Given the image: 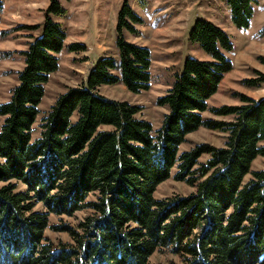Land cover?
<instances>
[{"label":"trees","instance_id":"trees-1","mask_svg":"<svg viewBox=\"0 0 264 264\" xmlns=\"http://www.w3.org/2000/svg\"><path fill=\"white\" fill-rule=\"evenodd\" d=\"M253 1L227 0L237 27H249ZM65 14L60 0H50L40 34L22 52L18 84L0 102V264H150L162 247L186 264H255L257 257L264 264V169L252 171L254 160L264 156V97L243 95L242 105L220 108L208 103L234 67L227 32L210 20L195 22L188 39L210 57H186L158 98L168 112L154 129L137 116L140 106L96 90L118 82L134 93L150 87L151 50L123 36L124 27L136 31L128 17L140 21L123 4L117 21L120 65L101 59L85 86L58 97L33 139L45 85L60 68L68 37L57 20ZM68 48L78 50V44ZM118 69L120 77L113 73ZM210 110L233 119H205ZM202 126L228 132L225 146L180 152L187 135ZM204 154L210 157L201 162ZM176 164L175 178L196 191L156 199L158 185ZM12 180L25 182L27 190ZM92 192L98 198L85 202ZM38 202L58 214L93 211L79 231L68 228L76 245H40L48 221L46 213L33 211Z\"/></svg>","mask_w":264,"mask_h":264},{"label":"rangeland","instance_id":"rangeland-1","mask_svg":"<svg viewBox=\"0 0 264 264\" xmlns=\"http://www.w3.org/2000/svg\"><path fill=\"white\" fill-rule=\"evenodd\" d=\"M0 11V102H7L13 88L18 84V73L24 68V55L29 43L38 36L45 20V11L50 0H1ZM66 10L65 16L57 18L67 29L68 37L60 54V68L51 75L45 85V95L40 104V114L34 124L33 139L41 134L43 117L55 104L58 97L69 88L85 86L91 71L104 58L115 59L120 65V50L117 30L118 13L127 3L140 21H128L136 31L124 27L126 40L147 46L152 54L150 87L134 93L121 82L103 84L97 91L110 99L128 101L140 106L138 117L148 120L154 129L160 128L168 112L158 104L170 88L175 75L181 70L186 57L209 59V55L188 36L198 19L210 20L223 28L234 43L227 55L233 60V69L226 73L217 92L209 99L210 108L224 105H242V97H264V0L253 1V16L249 27L239 28L234 23L233 13L227 0H60ZM78 44V50L69 46ZM114 74L121 76L119 69ZM205 119L231 121L233 116H218L211 110L204 112ZM78 114L73 119L76 120ZM108 127H105V129ZM228 132L202 126L189 133L180 146V152L189 151L201 144L224 147ZM210 157L204 154L200 161ZM264 169V156L252 163V171ZM177 164L171 177L160 183L154 193L158 200L185 197L196 191L187 181L178 180ZM251 178L247 175L246 179ZM18 190L26 191L25 182L12 180ZM98 194H88L85 202L95 201ZM33 211L47 214V228L42 233L40 245L55 248L76 245L68 228L77 231L80 224L93 211L85 208L70 213H52L43 202H38ZM79 231V230H78ZM257 257L256 263L259 264ZM150 264H186L181 255L170 248L162 247L149 258Z\"/></svg>","mask_w":264,"mask_h":264}]
</instances>
